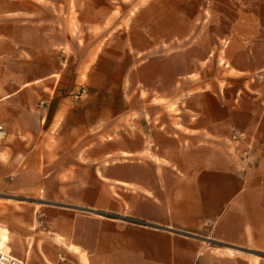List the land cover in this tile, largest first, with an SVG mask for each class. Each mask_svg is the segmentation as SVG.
I'll return each mask as SVG.
<instances>
[{"label": "crops", "instance_id": "1", "mask_svg": "<svg viewBox=\"0 0 264 264\" xmlns=\"http://www.w3.org/2000/svg\"><path fill=\"white\" fill-rule=\"evenodd\" d=\"M72 4L0 0V192L34 198L9 222L16 257L264 264L262 19L230 31L223 66L218 42L190 63L183 52L135 63L126 107L93 126L86 95L73 94L92 49L77 62ZM155 63L161 76L140 79Z\"/></svg>", "mask_w": 264, "mask_h": 264}, {"label": "rangeland", "instance_id": "2", "mask_svg": "<svg viewBox=\"0 0 264 264\" xmlns=\"http://www.w3.org/2000/svg\"><path fill=\"white\" fill-rule=\"evenodd\" d=\"M70 12L77 62L83 58L84 44L86 53L88 47L92 49L91 76L85 85L77 84L73 94L86 95L93 126H98L124 109L125 97L137 89L131 70L135 63H160L165 57H176L172 61L179 63L181 52L190 63L217 42L220 49L214 61L221 66L228 63L227 35L234 29L251 28L260 18L264 23V0H73ZM156 63L141 69L139 78L161 76L162 67ZM4 157L0 153V159ZM31 199L0 192V238L2 242L8 238L14 256L9 222L13 211L19 212V205Z\"/></svg>", "mask_w": 264, "mask_h": 264}, {"label": "bare ground", "instance_id": "3", "mask_svg": "<svg viewBox=\"0 0 264 264\" xmlns=\"http://www.w3.org/2000/svg\"><path fill=\"white\" fill-rule=\"evenodd\" d=\"M3 235V234H2ZM0 238V264H17V257L12 255L7 246L8 238L5 237L4 241Z\"/></svg>", "mask_w": 264, "mask_h": 264}, {"label": "built area", "instance_id": "4", "mask_svg": "<svg viewBox=\"0 0 264 264\" xmlns=\"http://www.w3.org/2000/svg\"><path fill=\"white\" fill-rule=\"evenodd\" d=\"M9 133L7 130V127L5 126V124L0 123V144L3 140H5L8 137ZM232 140L235 141H241L244 140L248 137L247 133L243 132V131H238V130H233L232 132ZM17 264H23V261H21L20 259H17Z\"/></svg>", "mask_w": 264, "mask_h": 264}]
</instances>
